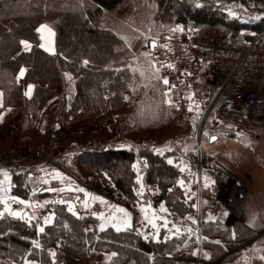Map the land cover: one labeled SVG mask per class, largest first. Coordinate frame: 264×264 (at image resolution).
Listing matches in <instances>:
<instances>
[{"label": "trees", "instance_id": "16d2710c", "mask_svg": "<svg viewBox=\"0 0 264 264\" xmlns=\"http://www.w3.org/2000/svg\"><path fill=\"white\" fill-rule=\"evenodd\" d=\"M108 15L120 18L109 22L105 19ZM40 25H48L56 32V54L39 46L36 29ZM179 25L228 33L229 40L237 45H244L264 30V21L239 22L212 0H0V90L4 92V103L21 107V127L27 125L32 130L38 108L61 93V102L53 111L56 119L62 120L67 128L82 110L96 121L122 114L127 107V97L138 82L130 66L134 50L126 44V39L136 28L152 34ZM84 39H89L91 44ZM24 40L33 43L31 51H22L21 41ZM21 69H24L23 84L19 82ZM69 77L74 83L71 102L66 100L65 94L69 89ZM28 84H34L36 90L31 100L22 96ZM158 85L159 90H164L162 82ZM173 112L172 107L163 103L158 120L169 121ZM141 130L139 128V133ZM31 138L34 139L33 135ZM69 140V144H74V140ZM102 149L70 153L76 165L92 170L101 188L112 184L111 188L118 194L135 203L139 187L133 165L144 158L147 167L144 170L143 164V183L156 186L159 192L154 197L155 206L163 204L175 218H184L194 211L185 190L176 186L181 178L178 158L160 156L150 148L138 150L136 144L131 150ZM111 160L117 162L116 169L108 167ZM10 172L13 195L32 203L53 198V195L40 193V170ZM203 194L210 197L208 187H204ZM54 211L55 222L43 233L38 231L37 218L25 222L0 216V264H23L29 260L54 264L52 253L56 254V245L79 259H86L93 251H116L117 255L108 264H174L182 250L187 252L188 260L195 258L191 254L196 247L195 237L191 239L189 234L173 236L166 241L163 234L158 240H143L131 230L109 228L99 232L91 216L78 218L62 204L54 205ZM86 222L92 225L90 230L86 229ZM202 234L204 239L218 238L229 247L255 238L254 231L241 221L228 229L212 218L203 222ZM36 243L40 247H36ZM208 248L212 249L213 261L225 255L222 247L211 244Z\"/></svg>", "mask_w": 264, "mask_h": 264}, {"label": "rangeland", "instance_id": "374dc122", "mask_svg": "<svg viewBox=\"0 0 264 264\" xmlns=\"http://www.w3.org/2000/svg\"><path fill=\"white\" fill-rule=\"evenodd\" d=\"M212 1L220 8H222V10L225 11V13L228 14L230 18L236 19L239 22L258 23L264 21V19L262 18L264 16V0H212ZM117 18L119 19L120 16L108 15L106 16L105 19L106 21L110 22V20H117ZM149 35L150 34H146L145 31L136 28L134 30V34L130 35L129 38L126 39V44H128V46H130L134 50V55L130 61V66L132 72L137 75L136 77L138 78L137 79L138 84L136 83L133 86V89L131 90L129 96L127 97V107L122 114H117L116 116L115 115L105 116L99 121L92 119V117H90L87 114L88 115L87 120L88 122L91 123L92 126H89V128L86 129L81 128L77 132V135L73 134L72 136L68 135L70 133L69 132L70 129L65 127L64 125L65 123H63L62 120L58 121L60 123L57 126L53 125L51 127V130L53 131L51 132L52 136L47 135L46 137L45 135H42L45 133V131H43V128H40L41 126L38 127L36 130L29 131L27 130V125H25L23 128L20 125L19 128L17 129L16 134L13 136L11 140L4 142L2 145L0 144V158L3 157L4 155H7L10 152L11 153L14 152L16 157L18 158L15 150L16 148H14L16 147V145L17 146L19 145V147H23L22 145L35 143L36 145L39 146L42 144L46 145V148L44 150L38 149L39 152H37V154H35L34 156L23 157L20 159L18 158L17 161L23 164L28 163L34 165H40L41 163L46 162L48 160V148H53L52 145H54L55 143L53 142V140H55L57 137H60L59 134L60 131H58L59 128L65 129L66 132L68 130V133L66 134L67 137L66 135L62 137L63 138L70 137L69 139L74 140V144H69L70 141L69 139L63 142L62 152L58 153V155H56L57 153H55V157H57L55 166H57L58 169L60 170L70 169L71 171L75 172L76 176L79 178H83V179L91 178L90 176L87 175L92 174L93 172L91 169L87 167L84 166L81 167L76 165L77 163L75 164V160H73L72 156H70V153L81 151V148H83L84 146H88L91 143H98L99 150H103L102 148L112 149L117 147L119 148L126 147V150H131L132 146L136 144L138 150L150 148L153 149L154 152L160 156L172 155L173 158L176 159L178 158L179 161L177 165H179V169H180V176H181L180 180L182 179V181L186 183V184L184 183L182 184H184L185 186V193L189 201V205L193 206L194 211L188 213L186 216H184V218L174 217L175 218L174 221L168 220L166 219V217H164L165 211H167L166 213L167 216L170 217L171 214L169 215L170 213L169 209H165L163 204H161L163 205V207L155 206L156 200H154V197L155 195L159 194L158 190L155 189L157 187L147 186L144 185L143 183V179L145 177L144 170L147 167V162L144 158H141L140 159L141 161L139 160L134 164L138 176L137 180H138L139 191L137 192V194H138V198L141 196V198L144 199V196L148 194H146L142 188H148L150 193V195H148V200L150 201V203H152L153 206H155V209L161 216V217L159 216V218H157L154 222L156 224V228H153L152 225H148L150 226L149 227L150 230L153 231L157 230V232L165 230L166 233H169L171 234V236H176V237H182L184 233L189 234V237H191V239L195 237L194 242L196 244V247L195 249H193L191 253L192 256L195 258H191L190 260H188L186 253H184L181 256L179 253L177 259L173 263L196 264V260L200 252V243L198 242L200 241L199 237L202 234L203 222H205V220H207L206 218L209 217V211L207 212L208 198L207 195L203 194V191L202 194L204 199V211L201 217L197 212V206H198L197 203L199 201L198 187L201 179L200 174H198L197 171L198 170L197 159L199 156V153L197 152L199 148V142L197 141V131L199 129V121L196 113H192L191 116L185 118L184 116H182L183 114L179 113L175 108H173L174 112L171 113V116L169 117V121L164 122L158 120L161 105L165 103L166 106L169 107V104L166 102V98H165V84L163 83L162 77H160V74L158 73V69L155 66L152 56L150 55L149 51L145 48V45L143 44L142 41L143 39L147 38ZM223 35L229 37L228 33H223ZM75 38L78 41L79 34L77 32L75 33ZM84 40H86V42H88L89 45L91 44V41L89 39H84ZM71 79L72 78H70L71 84L69 90H74V83ZM159 81L162 82V85L164 86V90H159L160 89L158 87ZM154 88H158V89L156 90ZM161 95L163 96V101ZM59 102H61L60 97L57 103ZM41 108L42 107L40 106L36 112V114L38 113L37 119L36 116L34 117L36 123H38V121H41L39 117L40 116L39 110ZM74 118L76 119L77 117ZM21 120H22V114H21ZM164 123H168V124L165 125ZM139 128L142 129L141 130L142 133H139L138 131ZM89 129L91 130V132H89ZM31 135H33L34 139L31 138ZM235 141H239V140H235ZM13 142L14 144H10ZM224 142L225 141L218 142L213 146H211L209 143L206 142L203 144V149L205 152L214 154L215 156L217 155L216 150H218L216 146ZM232 142H234V140H232ZM56 148L59 149L58 146H55V152H56ZM238 157H239L238 152H236V150L227 147L226 150H224L223 154H221L218 157V161L222 163L223 166L234 177L250 185L251 176H245L243 174L244 171H242L243 169L241 167V164L240 162H238ZM214 158H217V156H215ZM61 159L65 160V162L59 163L58 161ZM201 160L204 162L203 163L204 174L202 175V180L203 181L208 180L210 182L213 181V178L209 175L208 171L206 170L207 168L206 164H208L209 159L204 157ZM143 164H144V170L142 169ZM108 167L112 169H116L117 162H114L113 160L109 161ZM111 185L112 184H110V186L105 187V189L107 190L108 199L112 202V204L116 205L115 207L117 209L122 208L126 212L129 211L133 216V218L135 215H138V211L136 209L134 210L133 205L136 202H139L140 199L132 204L127 199L123 198L120 194H118L116 190L112 189ZM203 185L205 187V182L203 183ZM250 188H253L252 184L250 185ZM119 198H123L124 200H126L127 205L119 204L118 203ZM251 199L252 202L257 203L261 198L259 197V194L256 193H253V198H252V191H251L248 202H250ZM139 203H141V201ZM10 205H12V202L10 203ZM96 205L100 206L99 212L92 211L94 206ZM0 207L3 210L2 208L3 206L0 205ZM90 211H91L90 214L95 215L101 213L103 211V208L100 204L94 203ZM144 211L146 212V214H148V216L149 214L150 216L154 214L152 212L153 210L152 209L149 210V208H146ZM144 211L141 214H143ZM41 213H43V211ZM153 216L155 217V214ZM189 217L191 219H189ZM242 218L248 220L249 213L243 214ZM200 220L202 221L200 222ZM240 220L234 222L232 226H235V224ZM199 222L201 227L200 233L198 232ZM87 223L90 224V222ZM165 223L166 225H163ZM177 229H179V231H177ZM136 230L138 232H141L137 228ZM255 233H259L261 237L264 235L263 230L258 232L255 231ZM258 238L259 237L257 238L255 237L253 240H250L248 243L251 244ZM202 240L204 243L202 246L204 252L206 250L212 251V249L208 248V246H210L211 244L217 246H219L217 242H221V244H226L225 242H222V240H219L218 238L215 239L203 238ZM205 241H207V243ZM55 249H56L55 250L56 254L54 257V264H61V263L108 264L111 262L112 257L117 255V253H115L116 251L106 252L102 250L100 252H95V251L90 252L86 259H79L59 249L58 245H56ZM112 253H115L116 255H112ZM236 255L237 254L232 255L231 257L226 258L224 260H221L220 258L214 260L213 262H218V264H243L242 260H244V257L241 255L240 256H236Z\"/></svg>", "mask_w": 264, "mask_h": 264}, {"label": "built area", "instance_id": "2783aa9c", "mask_svg": "<svg viewBox=\"0 0 264 264\" xmlns=\"http://www.w3.org/2000/svg\"><path fill=\"white\" fill-rule=\"evenodd\" d=\"M142 41L160 77L168 80V84H165V98L171 101L167 102L169 106L185 118L196 113L199 121L197 171L201 179L197 212L201 217L204 211L202 191L205 182L210 192L207 199L209 215L212 219H218L225 209L228 212L227 223L233 224L241 219L251 190L221 168L214 154L204 151L203 144L207 142L213 146L218 142L235 141L243 137L264 141V30L244 45L232 43L228 36L212 29L185 28L181 25L154 32ZM81 150L98 151L99 145L91 143ZM204 157L209 159L206 170L213 178L211 182L202 180L204 162L201 159ZM17 160L15 153L10 152L0 158V168L15 173L39 168V165L23 164ZM58 162L64 163L65 160ZM126 202L123 198L118 200L122 205H127ZM99 207L94 206L92 211L99 212ZM85 227L91 229L88 223ZM137 227L140 230L145 228L143 224ZM201 235L196 264H218L213 262L211 250L204 252L202 249L204 243ZM166 237L170 238L171 234L167 233ZM218 245L225 252L221 260L244 248H229L221 242ZM184 253L181 252L180 256Z\"/></svg>", "mask_w": 264, "mask_h": 264}, {"label": "crops", "instance_id": "0c3cea01", "mask_svg": "<svg viewBox=\"0 0 264 264\" xmlns=\"http://www.w3.org/2000/svg\"><path fill=\"white\" fill-rule=\"evenodd\" d=\"M41 26V25H40ZM40 26L38 28H40ZM47 26V25H45ZM37 28V29H38ZM36 33L38 36V43L41 47V44H44L45 47H41L46 51V48L49 46L54 49V51H47L50 54H56V32L47 26V29H51L52 35H49L47 30L43 31H37ZM25 41V40H24ZM27 41V40H26ZM28 42V47H25L24 44H22V51L29 52L33 48V43L30 41ZM19 82L24 83V72L23 75L20 74L19 76ZM71 81L69 79V88H70ZM31 85V94L25 95V93L28 91V86ZM22 96L26 100H31L35 93V85L34 84H28L24 87V90ZM0 93H2V96H0V144L2 145L4 142L11 140L13 136L16 134L17 129L21 125V114L22 109L21 107H13L10 105H6L4 103V92L3 90H0ZM60 94V93H59ZM66 100L68 102H71L74 99V90H66ZM62 93L60 96H56L52 100L48 101L44 105H42L41 109L39 110L40 114V120L38 123L33 121V130H36L38 127L43 128V131H45L44 134L45 137L47 135H51L53 132L51 130V127L53 125L57 126L60 122V120L56 119V113H54V106L57 105V102L60 99H62ZM41 112V113H40ZM36 119L38 116V113L35 115ZM87 113L85 110H82L79 114V116L76 119L71 120L69 130V136L77 135V132L82 128L86 129L89 128V126H92L90 122L87 120ZM80 120V121H79ZM79 121V122H78ZM90 121V120H89ZM63 122V121H62ZM64 123V122H63ZM74 123V124H73ZM65 125V124H64ZM27 130L31 131L32 129L27 128ZM56 131V130H55ZM59 134L60 137H57L55 140H53L54 145L53 148H48V160L46 162H43L39 165V168L37 170H40L41 172V194H49L53 195V198L45 201L43 203H32L29 200L22 199L18 196H15L12 194L13 190V175L10 171L0 168V203L1 206H3L2 213L4 216H9L14 219H20L25 222H31L33 218H37L39 220V226L38 231L39 233H43L45 228L51 226L54 224L56 219V214L54 211V205L56 204H62L67 207V210L69 211V205L72 206V211H69L71 214L75 213L74 216L81 218L82 216H91L92 219L96 222V230L99 232H104L109 228H114L113 224H116L122 217L123 213L118 211V209L115 207L116 205L112 204V202L108 199L107 190L105 188H101L100 184L97 183V180L92 174H89L87 176H90L91 178H79L76 176V173L69 170H60L55 166L58 153L62 152L63 142L70 137H67L68 130L66 132L65 129L59 128ZM89 132L91 130L89 129ZM66 137H62L65 136ZM62 137V138H61ZM76 139V138H75ZM243 139V140H241ZM239 141H225L224 143L218 144L216 147L218 150H216L217 158H215L216 163L226 170L228 173H230L222 163L218 161V157L223 154L224 150H226L227 147L233 148V150H236L238 152V162H240L243 174L245 176H251V182L253 188H250V185L248 183H245L238 179L241 183H243L245 186L249 187L252 191V198L253 193L259 194V197L261 198L257 203L252 202V199L250 202H248L247 206L245 207L244 213H249L248 220L241 217V223L248 228L252 229L254 231L255 237H261L259 233H255V231L258 232L256 228H261L260 231H264V141L262 140H251L248 137H243ZM30 140V139H29ZM10 144H14L10 143ZM12 146V145H11ZM23 147H19V145L14 148H16V153L18 158L23 157H29L34 156L39 152L38 149L44 150L46 148V145H36L35 143H29L26 145H22ZM55 146H58L59 149L56 148L55 152ZM61 147V148H60ZM116 150H126V147H117L113 148ZM6 173V175H5ZM231 174V173H230ZM93 178V179H92ZM82 183H81V182ZM182 179L178 180L176 183V186L181 188L182 190H185L184 184H181L180 182ZM248 181V180H246ZM143 191H145L146 194L150 195L148 188H142ZM148 195L144 196V199L141 198V196L138 198L140 199L141 203L136 202L134 206V210L136 209L138 211V215H135L134 218L131 215L129 211L127 213L130 216L131 221V227L130 228H121L120 231H132L136 233L141 239L143 240H158L161 234H163L164 241L168 240L166 238L167 233L164 231L157 232L150 230L148 225H152V223H149V220H152L154 223L157 218H159L160 214L155 209V206L150 203L148 200ZM186 195V194H185ZM145 200V201H144ZM12 202V205L10 203ZM94 203L100 204L103 208V211L99 214H90V209L92 208V205ZM139 203V204H138ZM5 205H7V209H5ZM86 205V206H85ZM163 206V205H160ZM14 207V208H13ZM16 207V208H15ZM146 208L152 209L153 213L155 214V217L152 214L148 216L146 212L144 211ZM165 208V207H164ZM143 209V210H142ZM166 209V208H165ZM209 204H207V212L209 211ZM9 210L12 212H20L21 216H23V219L17 216H12L9 214ZM133 210V211H134ZM43 211V213H41ZM144 211L143 214H141ZM135 212V211H134ZM167 211H165L166 219L174 221V217L167 216ZM226 213V214H225ZM44 214V215H42ZM159 214V215H158ZM162 216V217H163ZM147 217V218H146ZM154 217V218H153ZM161 217V216H160ZM169 217V218H168ZM210 217V218H209ZM207 220L205 222L211 221V216L209 215ZM254 219V223H250V221ZM146 219V220H144ZM228 219V212L227 210L223 209L220 213L219 218L217 219V223L221 222L226 228L231 229L234 226L233 224L227 223ZM50 221V222H46ZM104 224L105 227L101 228V225ZM138 224H143L145 229L140 230L137 226ZM261 224V225H260ZM163 225H166L163 224ZM43 228V231L41 232L40 229ZM140 230L141 232H138L136 230ZM116 229V228H114ZM257 235V236H256ZM173 236H171L172 238ZM256 239L253 243L249 244L248 242H242L238 244V247H244L240 251L239 254L236 256H243L244 260H242L243 264H264V259H261V257H264V235L260 239ZM221 247V246H219ZM181 252H185L182 250ZM180 252V253H181ZM187 254V252H185ZM188 255V254H187ZM235 256V257H236ZM24 264H39L36 261H26Z\"/></svg>", "mask_w": 264, "mask_h": 264}, {"label": "snow or ice", "instance_id": "6c2138e0", "mask_svg": "<svg viewBox=\"0 0 264 264\" xmlns=\"http://www.w3.org/2000/svg\"><path fill=\"white\" fill-rule=\"evenodd\" d=\"M43 30H47L49 35H52V32H51V29H47V26L45 25H41L40 28L37 29V31H43ZM22 44L25 45V47H28V42L27 41H21ZM152 44H153V47H155V41L153 40L152 41ZM41 47H45L44 44H41ZM46 51H54V49H52L50 46L48 48H46ZM85 63H87V61H85ZM169 67H172V65H169ZM23 72H24V69H21L20 71V74L23 75ZM67 75V74H66ZM163 83L164 84H168V80L167 78H164L163 80ZM31 88L32 86L29 85L28 86V91L25 93V95H30L31 94ZM0 96H2V93H0ZM168 103H171V101H166ZM213 140L216 139V137H212ZM169 163H172V161H169ZM133 167H135V165H133ZM6 175V173H5ZM181 184L183 183V181L180 182ZM207 186V185H206ZM0 203H2V201H0ZM86 206V205H85ZM163 207V206H162ZM5 209H7V205H5ZM72 206L69 205V211H72ZM121 213H123V217L116 223V224H113V227L116 228V231H120L121 228H130L131 227V221H130V216L129 214L124 210V209H118ZM143 210V209H142ZM9 214L12 215V216H17V217H20L21 219H23V216H21V213L20 212H12L9 210ZM75 215V213H73ZM226 214V213H225ZM3 213L0 212V216H2ZM147 218V217H146ZM189 219H191L189 217ZM254 219L253 218L250 223H254ZM46 222H50V221H46ZM149 223H152V226L153 228H156V224L152 222V220H149ZM105 227L104 224L101 225V228ZM40 231L42 232L43 231V228L40 229ZM177 231H179V229H177ZM233 237H235V233H233ZM218 243V242H217ZM36 247H40L39 243H36ZM52 255L54 256L55 253H52ZM112 255H116L115 253H112ZM261 259H264V257H261Z\"/></svg>", "mask_w": 264, "mask_h": 264}]
</instances>
